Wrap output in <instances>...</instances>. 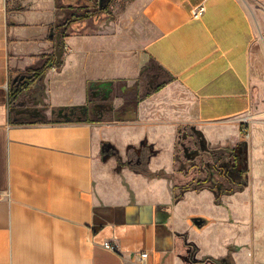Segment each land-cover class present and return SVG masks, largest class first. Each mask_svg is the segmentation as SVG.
Instances as JSON below:
<instances>
[{
    "label": "crops",
    "instance_id": "0c3cea01",
    "mask_svg": "<svg viewBox=\"0 0 264 264\" xmlns=\"http://www.w3.org/2000/svg\"><path fill=\"white\" fill-rule=\"evenodd\" d=\"M59 1L0 0V264H139L142 252L148 264H186L181 236L201 231L191 225L186 200L174 202L183 182L172 181L176 122L147 102L125 108L126 119L135 111L140 119L120 121L123 90L152 60L186 93L185 125L200 130L208 146L236 144L245 117L264 112L257 77L264 16L250 7L255 0H138L131 31L87 33L91 23L72 24L61 67L10 103L13 81L57 50L59 27L72 14ZM129 32L139 40L130 41ZM98 98L112 100L114 121H101L91 105ZM46 104L51 111L87 107L94 118L47 121L36 111ZM241 207L251 213L239 217L233 241L240 245L242 233L252 247L236 252H264V216L252 211L264 202ZM224 238L197 257H222Z\"/></svg>",
    "mask_w": 264,
    "mask_h": 264
},
{
    "label": "rangeland",
    "instance_id": "374dc122",
    "mask_svg": "<svg viewBox=\"0 0 264 264\" xmlns=\"http://www.w3.org/2000/svg\"><path fill=\"white\" fill-rule=\"evenodd\" d=\"M137 1L60 0L59 3L64 5L68 15L73 12L76 15L91 14V17L79 22L91 23L92 28L87 29V33L107 28L110 31L118 32L114 35H119L122 31H131L135 27L133 20L137 17ZM250 7L253 12L261 11L264 16V0L251 1ZM95 26L98 28L94 29ZM129 34L130 38L127 37L130 41L133 39L136 42L140 38L138 33L129 32ZM260 35L261 38L264 35V26L260 30ZM133 51L137 52L136 48ZM55 52L56 50L53 53L55 54ZM257 77L264 84V66L262 70L257 71ZM18 81L19 79L16 78L12 85H17ZM118 95L119 91L115 89L114 97H119ZM122 100L124 106L121 113L119 115L117 113L120 121H123V118L129 121L140 119V114L136 111L126 119L125 108L129 105L135 106L147 102V104L162 107V120L176 122L175 162L176 172H179L177 176L174 175L173 180V174L161 179H169L175 183L179 178L183 180L174 193V202L186 200V204L192 207L190 210H192L195 220L191 219V225L194 230L195 226L200 223V227L196 226L201 231L200 233L187 230L181 236L183 243H186L184 244L185 249L182 248L185 263L264 264V252H236L237 249L244 250L252 247L247 236L242 233L237 235L241 240L240 245L234 244L233 241V229L236 224L241 223L238 221L239 217H248L251 213L249 208H242V204L264 202V112L258 108L257 112L249 113L245 117L241 138L236 144L226 147L208 146L200 130L194 126L185 125L186 120L189 119L187 118L188 113L186 115L182 113V105L186 101L189 102L186 93L181 87L175 85V80L152 60L142 66L135 80L123 90ZM24 103L31 108L35 105L30 103L27 97L24 98ZM91 105L102 118V122L116 119L112 111V100L103 101L98 98ZM66 110L51 111L46 104L40 106L36 111L47 121L62 119L77 121L90 117H88L87 107L79 111ZM193 115L194 113L192 117ZM184 116L185 118H182ZM161 172V175L163 172L166 173L164 170ZM186 188L188 189L186 190ZM252 211L257 213L253 216H264V207ZM216 236L225 237L223 256L198 258V252L208 251L212 248L218 249V246H215L217 244ZM188 238L193 240L188 242ZM212 239H215L213 243L210 242ZM260 243L264 244V242Z\"/></svg>",
    "mask_w": 264,
    "mask_h": 264
},
{
    "label": "trees",
    "instance_id": "16d2710c",
    "mask_svg": "<svg viewBox=\"0 0 264 264\" xmlns=\"http://www.w3.org/2000/svg\"><path fill=\"white\" fill-rule=\"evenodd\" d=\"M91 17V14H85V15H76L74 12L62 23V25L59 27V38H58V47L55 54L52 55H44L42 57V61L32 68H30L23 77L22 81H18L17 85L11 86L10 88V103H13L18 99L20 94L27 89V86L30 83H33L36 81L39 77H41L44 73L48 72L49 70L53 68H60L61 62L59 61V54L62 56L63 51V38L68 36L69 29L72 24L76 22H81ZM70 109H67L68 111ZM79 111V109H74V111ZM239 163V161H237ZM235 164V163H234ZM179 172V171H178ZM178 186H176L177 188ZM188 188H186L187 190Z\"/></svg>",
    "mask_w": 264,
    "mask_h": 264
},
{
    "label": "built area",
    "instance_id": "2783aa9c",
    "mask_svg": "<svg viewBox=\"0 0 264 264\" xmlns=\"http://www.w3.org/2000/svg\"><path fill=\"white\" fill-rule=\"evenodd\" d=\"M205 11L204 7H201L195 14V17H199L203 14ZM57 69V68H53ZM104 248L113 252V253H119V248L115 244L112 243H105ZM149 254L147 252H142L139 254V264H148Z\"/></svg>",
    "mask_w": 264,
    "mask_h": 264
},
{
    "label": "water",
    "instance_id": "95a60500",
    "mask_svg": "<svg viewBox=\"0 0 264 264\" xmlns=\"http://www.w3.org/2000/svg\"><path fill=\"white\" fill-rule=\"evenodd\" d=\"M62 51H64V48H62ZM61 57V55L59 54V58ZM112 149V146L109 145V144H106L104 147H103V150L106 151V152H110V150ZM197 222V221H196ZM198 223V222H197Z\"/></svg>",
    "mask_w": 264,
    "mask_h": 264
},
{
    "label": "flooded vegetation",
    "instance_id": "af4514ba",
    "mask_svg": "<svg viewBox=\"0 0 264 264\" xmlns=\"http://www.w3.org/2000/svg\"><path fill=\"white\" fill-rule=\"evenodd\" d=\"M210 169V168H209Z\"/></svg>",
    "mask_w": 264,
    "mask_h": 264
}]
</instances>
